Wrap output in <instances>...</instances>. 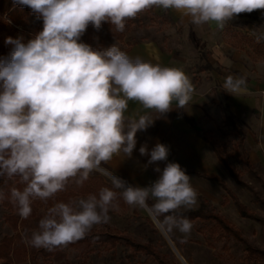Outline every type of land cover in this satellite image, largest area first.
<instances>
[{
	"label": "clouds",
	"instance_id": "obj_1",
	"mask_svg": "<svg viewBox=\"0 0 264 264\" xmlns=\"http://www.w3.org/2000/svg\"><path fill=\"white\" fill-rule=\"evenodd\" d=\"M43 20V29L26 43L8 37V56L0 58V177H18L25 185L12 188L11 202L22 219L32 213V201L47 202L69 183L82 186L93 172L105 175L111 188L69 203L48 208L38 230L22 235L31 247L53 250L84 238L95 225L108 223L110 210H118V195L134 207L151 205L164 215L170 228L189 234L191 221L179 214L192 208L197 192L191 177L175 162L161 169L147 187L133 186L101 167L114 156L131 158L136 133L154 120L149 115L125 118L128 102L161 116L189 108L194 92L190 78L178 68L132 57L115 43L93 48L80 42L89 24L97 31L102 22L123 32L125 21L152 9L174 10L193 25L215 23L223 30L241 13L264 10V0H14ZM258 39H264L262 34ZM244 77L228 76L224 89L234 93ZM148 164L166 161L169 149L157 143ZM119 190V192L117 191ZM4 194L0 192V200Z\"/></svg>",
	"mask_w": 264,
	"mask_h": 264
},
{
	"label": "crops",
	"instance_id": "obj_2",
	"mask_svg": "<svg viewBox=\"0 0 264 264\" xmlns=\"http://www.w3.org/2000/svg\"><path fill=\"white\" fill-rule=\"evenodd\" d=\"M167 11L171 23L183 33L184 45L181 48L164 50L157 42L145 41L123 51L152 64L181 69L194 85L189 108L177 109L176 102H173V109L161 116L155 110L144 109L138 102L129 101L124 113L126 119L147 114L154 123L146 131L136 133L137 143L131 158L114 156L102 167L128 184L147 187L160 176L155 168L159 167L162 171L167 163L175 162L191 177L190 183L198 194L197 200L222 199L226 193L213 177L225 182L230 175L202 133L213 137L214 129L224 125V116L232 115L244 124L249 161L264 171V62L255 58L256 55L264 56V53L250 55L251 49L244 41L239 43L232 38V30H241L230 27L229 22L223 30L218 29L215 23L196 26L185 20L181 24L178 12ZM258 17L260 27L264 29V10L259 11ZM247 26L255 29V33H243L256 38L257 42L264 40L258 39L261 36L259 26L251 23ZM228 76L244 77L246 83L239 91L230 94L223 87ZM196 126L201 131H197ZM157 143L168 147V158L148 164L149 156H141L139 148L147 145L150 152Z\"/></svg>",
	"mask_w": 264,
	"mask_h": 264
},
{
	"label": "rangeland",
	"instance_id": "obj_3",
	"mask_svg": "<svg viewBox=\"0 0 264 264\" xmlns=\"http://www.w3.org/2000/svg\"><path fill=\"white\" fill-rule=\"evenodd\" d=\"M259 11L246 13L248 16L246 18L236 16L233 20L239 22H229L230 27L233 26L241 31L255 33L253 31L255 29L247 26L244 22L250 21L253 25V13L258 15ZM3 18L6 19V16ZM7 21L13 25L8 19ZM15 28L18 32L13 39L23 38L26 43L42 31L43 20L37 18V15H29L21 20ZM259 28L260 35L264 34V29L260 26ZM182 35V31L170 22L168 11L154 7L138 14L134 19L126 20L123 32L115 31L114 25H102L100 30L95 29V41L89 43L87 41V31H85L80 38V42L87 43L93 48L108 47L115 43L123 51L137 42L154 41L160 44L164 50H172L179 49L184 45ZM5 40L1 41L4 50H0V58L8 56L12 48L11 45L5 43ZM255 58L264 62V56L256 55ZM222 128H226V126L222 125L221 127L220 125L214 129L213 138L222 147L224 153L228 155V160L238 176L237 181L228 176L225 184L237 196L240 203L245 204L264 219V171L258 167L254 170L246 168L242 152L236 144V139L229 133L228 128L225 130ZM90 176H99L111 185L110 180L100 172H93ZM57 195L50 199H55ZM81 198H87V196H79L75 201ZM202 205L223 215L241 232L243 239L248 244L264 249V226L255 220L241 218L236 205L232 201L222 205L220 197L216 200L199 199L191 209H198ZM47 210L48 206H44L37 211V215L44 218ZM6 215L7 211L0 206V242L5 237L15 234L6 221ZM109 215L111 219L108 223L95 225L92 230H104L106 228L119 230L122 235L166 255L172 264H250L252 262L246 258V247L243 243L234 238L209 234L208 228L211 227V224L199 223L195 226L192 225L191 232L186 235L175 228H170L165 219L160 221L155 216L163 228L162 232L147 207L140 208L126 204L124 208L119 207L118 210H110ZM166 235L171 242H169ZM41 263L157 264L156 261L145 254H133L122 243L113 250L106 249L101 245H94L91 251L85 253L66 246L59 258L49 259L47 262Z\"/></svg>",
	"mask_w": 264,
	"mask_h": 264
},
{
	"label": "trees",
	"instance_id": "obj_4",
	"mask_svg": "<svg viewBox=\"0 0 264 264\" xmlns=\"http://www.w3.org/2000/svg\"><path fill=\"white\" fill-rule=\"evenodd\" d=\"M29 15H36L29 7L19 5L15 3L14 0H0V50L4 48L1 41L8 37L13 38L18 32L15 26H17L21 20L27 18ZM4 16H6V19L3 18ZM237 17L246 18L248 16L246 13H241ZM7 19L13 25L8 23ZM252 21L257 26L261 25L259 17L256 13H253ZM244 23L248 24L250 21H245ZM109 24L110 23L108 22H102V25ZM86 31L88 35L87 41L89 43L95 41L96 37L94 27L89 24ZM231 33L232 38L236 39L239 43L244 41L245 44L250 47V55L252 53L261 55L264 53V40L257 42L256 38L251 37L242 31L232 30ZM187 120L194 124L193 120L188 118ZM223 124L228 128L229 133L236 139V144L242 152L246 168L254 170L257 166L251 164L245 148L244 124L235 120L232 115H225ZM202 137L211 147L217 159L227 170L230 177L237 181V173L235 172L232 164L229 162L228 155L224 153L222 147L211 135L202 133ZM213 180L217 181L226 193L222 198V205L232 201L236 205L241 218L255 220L264 226V219H262L256 212L252 211L248 206L240 203L237 196L230 188L227 187L224 181L218 177H213ZM24 187L25 185L20 182L18 177H14L12 179L0 177V192L4 194V198L0 200V206L7 211L6 221L15 232L13 236H7L0 242V264H42L41 262H47L49 259L59 258L65 247H58L51 251L43 248L37 249L29 246L22 239V235L24 233L27 232L30 235L33 230H38V224L42 217L37 215V211L44 206H48V208H50L59 202L69 203L75 201V199L79 196H88L89 194L98 195L101 188H111L112 186L106 183L103 178L99 176H90L82 186H76L73 183H69L64 191L57 193L58 195L55 199L49 198L47 202L41 201L38 198L34 199L31 204V215L27 219H22L18 214L17 207L11 202L10 192L12 188L22 190ZM117 202L121 208L126 206V203L121 197H119V195ZM153 203L154 201L150 199L148 201V208L160 221H163L164 215L158 214L153 210L151 207ZM179 214L188 218L193 226L199 223L206 225L211 224V227L208 228L209 234L236 239L245 245L246 258L252 261L250 264H264V249L248 244L243 239L241 232L223 215L216 213L215 210L208 209L202 205L198 209L181 208L179 210ZM121 243L127 246L133 254H145L156 261L157 264H172L166 255H163L159 251L154 250L147 245H143L130 237L122 235L119 230L110 228H106L104 230H91L84 238L73 243H69L67 247L78 249L82 253H85L87 251H91L94 245H101L106 249L113 250Z\"/></svg>",
	"mask_w": 264,
	"mask_h": 264
},
{
	"label": "water",
	"instance_id": "obj_5",
	"mask_svg": "<svg viewBox=\"0 0 264 264\" xmlns=\"http://www.w3.org/2000/svg\"><path fill=\"white\" fill-rule=\"evenodd\" d=\"M195 129H196L197 131H201V128L198 127V126H196ZM147 209H148V211L150 212V214L155 218V223H156V225H157V226L162 230V232H163V228H162L161 225L159 224V222H158L157 218L155 217V215L153 214V212L148 208V206H147ZM166 236H167V235H166ZM167 237H168V236H167ZM168 240H169V242H171V240L169 239V237H168ZM180 259H182V260L184 261V259H183L182 257H180Z\"/></svg>",
	"mask_w": 264,
	"mask_h": 264
}]
</instances>
